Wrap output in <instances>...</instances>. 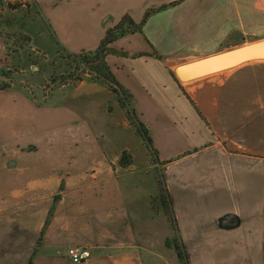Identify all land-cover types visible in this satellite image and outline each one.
<instances>
[{"label":"crops","instance_id":"crops-1","mask_svg":"<svg viewBox=\"0 0 264 264\" xmlns=\"http://www.w3.org/2000/svg\"><path fill=\"white\" fill-rule=\"evenodd\" d=\"M175 1L34 3L57 44L79 53L96 49L125 15L141 22L148 10ZM263 38L264 0H179L151 14L142 32L114 41L110 46L118 52L106 57L150 128L176 214L180 197L217 201L214 219L222 241H264V59L188 81L172 72ZM84 86L92 93L107 90L108 111L115 113L107 84L77 85ZM1 94L11 101L0 105V264H76L68 257L70 246L91 251L79 264H95V257L102 264H143L172 234L153 208L157 183L148 157L142 170L134 154L132 166L120 167L122 152L130 149L101 141L89 112L74 102L45 104L12 87ZM85 130L91 137H80ZM179 227L184 241L190 231H209Z\"/></svg>","mask_w":264,"mask_h":264},{"label":"rangeland","instance_id":"rangeland-1","mask_svg":"<svg viewBox=\"0 0 264 264\" xmlns=\"http://www.w3.org/2000/svg\"><path fill=\"white\" fill-rule=\"evenodd\" d=\"M38 11L34 0H0V32L6 41V59L0 61V68L3 71V74L0 71V84L6 83L12 88L24 90L32 99L33 96L41 97V102L45 104L60 105L58 102L61 100L69 104L76 103L77 107L89 112L95 132L101 141L103 138L111 141V148L113 146L119 150L130 149L135 155V166L138 171L144 167L147 156L146 164L150 163L149 172L157 183V176L162 178L164 175L162 163L149 155L143 138L133 132L132 120L128 114L129 106L126 103L121 104L117 92L107 85L112 91L109 102L110 111H115L112 114L107 107L109 98L107 90L92 93L86 88L88 86L77 87L82 81L103 82L97 80L90 70L78 67L68 57L67 51L57 44L56 36L46 27ZM7 101L11 99L1 94L0 105L6 106ZM20 106L18 104L15 108L16 115L21 111ZM130 108L134 109L132 105ZM118 123L121 125L126 123L129 128L124 129V126H118ZM81 136L91 137L87 130L82 131ZM180 202L178 207L180 209L177 210L179 216L176 214L177 218L181 219L179 222L188 230L209 228L208 235L190 231L188 236L190 240L184 241L181 232H174L163 207L157 204L154 211L159 216L161 227L169 225L172 234L165 242L159 243L157 251L153 250L149 257L144 258L143 264H184L175 246L172 245L177 244L176 237H180L184 243L190 264H264V241L247 243L222 241L215 227L214 214L221 206L217 201L180 197ZM93 260L95 264H102L100 257Z\"/></svg>","mask_w":264,"mask_h":264},{"label":"trees","instance_id":"trees-1","mask_svg":"<svg viewBox=\"0 0 264 264\" xmlns=\"http://www.w3.org/2000/svg\"><path fill=\"white\" fill-rule=\"evenodd\" d=\"M178 1L160 6L159 8H152L148 10V12L145 14L141 22H136L130 15H125L117 25L113 26L107 31L101 44L96 49H91L77 53V52H71L63 48L64 50L67 51L68 57L71 58L77 64L78 67L83 68L85 70L88 69L92 73H94L97 80L102 81L103 83L107 84L112 90L117 92L121 104L124 105L126 103L129 106L128 114L132 120V125L134 126L136 133L143 138L144 142L147 145L149 155L152 158L153 157L158 158L157 157L158 153L153 145V139L150 135V128L139 119L135 108L134 107H133L134 109L130 108L131 105L133 106L132 98L129 92L117 81L116 77L112 73L111 68L109 67L106 61V57L110 53L118 52L117 50L113 49L110 46L114 41L118 40L120 37L129 33L142 32L144 24L147 18L151 14L159 10H162L164 8H167L168 6L174 5ZM1 72L3 74V71ZM172 74L174 75V77H176L178 81H180L175 71L172 72ZM9 87L10 85L6 83L0 84V90L7 89ZM133 161H134L133 154L129 150H124L121 154V157L118 160V163L122 167L126 168L131 166L133 164ZM161 177L162 178H159L157 176V194L153 197L154 209L156 208L157 204L161 205L165 210V213L167 214L170 223L173 226L174 232L179 233L180 232L179 222L176 216V211L174 208L170 190L165 181L164 175H162ZM57 199L58 198H56V201ZM53 212H54V207L50 211L48 220L46 222V226L49 224ZM176 238H178L176 239L177 244L172 243L173 247L175 246L178 256L184 262V264H190L188 252L185 248L184 243L180 240V237H176ZM30 264H33V261H31Z\"/></svg>","mask_w":264,"mask_h":264},{"label":"water","instance_id":"water-1","mask_svg":"<svg viewBox=\"0 0 264 264\" xmlns=\"http://www.w3.org/2000/svg\"><path fill=\"white\" fill-rule=\"evenodd\" d=\"M264 59V38L178 65L176 75L183 81L233 68L252 60ZM228 215L227 219H232Z\"/></svg>","mask_w":264,"mask_h":264},{"label":"built area","instance_id":"built-area-1","mask_svg":"<svg viewBox=\"0 0 264 264\" xmlns=\"http://www.w3.org/2000/svg\"><path fill=\"white\" fill-rule=\"evenodd\" d=\"M67 254L72 262L79 264L91 256V251L79 246H70L67 250Z\"/></svg>","mask_w":264,"mask_h":264}]
</instances>
